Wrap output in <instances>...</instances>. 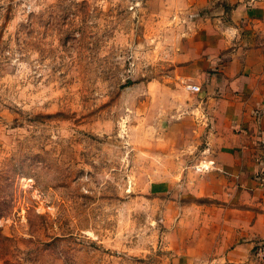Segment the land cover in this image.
<instances>
[{"label": "rangeland", "instance_id": "374dc122", "mask_svg": "<svg viewBox=\"0 0 264 264\" xmlns=\"http://www.w3.org/2000/svg\"><path fill=\"white\" fill-rule=\"evenodd\" d=\"M263 5L0 0V264H237L221 243L244 242L238 224L264 207L217 196L227 172L193 161L235 137L256 150L245 165L264 188V46L251 36ZM223 27L251 46L215 96L253 97L252 116L261 109L237 137L218 116H179L191 98L179 84L188 52ZM253 196L264 203V189ZM260 233L254 249L264 219Z\"/></svg>", "mask_w": 264, "mask_h": 264}, {"label": "crops", "instance_id": "0c3cea01", "mask_svg": "<svg viewBox=\"0 0 264 264\" xmlns=\"http://www.w3.org/2000/svg\"><path fill=\"white\" fill-rule=\"evenodd\" d=\"M257 14L259 17L253 19V22L257 23L258 27L252 33V38L258 39V43H254L258 47H263L264 43V5L261 9L257 10ZM247 28V27H246ZM225 29L224 33L220 36L215 35H205L202 39L196 41V47L188 52L190 57V62L188 66L189 73L182 76L180 79L181 88H184L185 95H191L190 101L187 99V103L184 107H182V114L179 116H183L188 113L189 121L192 123L198 119H213L212 115L218 116L221 121H225L227 125H224V128L232 129L233 128V136H243L245 130L242 129L246 125V121L260 119L261 109L257 110V113L253 115L251 104L253 97L248 98L245 97H235L233 98L229 92L223 93V95L215 96V91L217 89H222L223 86L231 87L232 82L231 76H236V71L241 67V59L246 55L245 49L250 48L246 47L245 39L240 40L239 32H231V28L223 27ZM242 29V28H240ZM243 30V29H242ZM234 36V37H232ZM236 37V38H235ZM255 37V38H254ZM234 38V39H233ZM228 41H230V45H228ZM223 50H227V54H223ZM225 53V52H224ZM182 56H184L182 54ZM225 58L230 59V65L227 67V71L225 74L214 73L215 68L219 67L222 63V60ZM234 61L236 62L237 67L234 65ZM227 83H225V79ZM239 82V81H238ZM237 82V83H238ZM196 86L199 87V91L193 90L191 87ZM199 93V94H197ZM259 102L257 105L259 106ZM257 108V107H256ZM261 108V107H260ZM179 116L177 118H179ZM210 119V120H211ZM193 120V121H191ZM204 121V120H203ZM220 121V122H221ZM229 123V125H228ZM186 123H181V128L184 130ZM202 127V126H201ZM204 127V126H203ZM219 126H213V128L209 129L210 135H221L223 136L224 132L218 131ZM201 129L197 130V134L200 133ZM236 130V131H234ZM242 130L240 134L238 131ZM244 130V131H243ZM234 141L224 140L222 138V145H219V150H215L211 147V143L207 142L208 146H204L203 150L199 154V159L193 161V163H206L208 164V169L211 171H216L217 174L227 172L224 176V181H219L223 183L222 187H227V189L223 193L216 194L217 196H222L225 201H230V203L236 205L237 207H241L244 200V196L247 194L254 200V206H259V208L264 207V203L260 201V199H256L253 195L261 192V189H264L256 180H254L252 176L251 170L246 167V163L250 158H254V153L256 150L253 148L250 149L248 145L240 144V140L233 137ZM216 151L217 154L213 155L211 152ZM247 156L248 159L244 158ZM251 156V157H250ZM192 163V162H191ZM220 163H234L230 167L223 168V164ZM226 170V171H225ZM220 171V172H219ZM212 187H220L219 184H209ZM258 185V186H257ZM215 195V194H214ZM208 196H212V194L207 193L205 191H197V198H205ZM243 197V199H242ZM237 199V200H236ZM258 209V208H257ZM263 211V210H260ZM256 215L252 223H249L248 227L245 225L238 224V233L245 235L244 242L240 244H236V246H232L228 243H221V247L226 251V257L228 261L231 263L237 264H256L252 257L250 256L251 250L254 251V242L258 241L257 239L261 236L259 234V224L260 220L264 219L261 212L254 211L252 213ZM244 229H246L244 231ZM239 235V234H238ZM264 238V235H263ZM261 239V238H260ZM229 249V250H228Z\"/></svg>", "mask_w": 264, "mask_h": 264}, {"label": "built area", "instance_id": "2783aa9c", "mask_svg": "<svg viewBox=\"0 0 264 264\" xmlns=\"http://www.w3.org/2000/svg\"><path fill=\"white\" fill-rule=\"evenodd\" d=\"M191 88L195 91L200 90V88L196 87V86H192ZM254 252L256 255L261 256V258H264V243H260V244L256 245Z\"/></svg>", "mask_w": 264, "mask_h": 264}, {"label": "bare ground", "instance_id": "6f19581e", "mask_svg": "<svg viewBox=\"0 0 264 264\" xmlns=\"http://www.w3.org/2000/svg\"><path fill=\"white\" fill-rule=\"evenodd\" d=\"M204 168H208V164L203 163Z\"/></svg>", "mask_w": 264, "mask_h": 264}]
</instances>
